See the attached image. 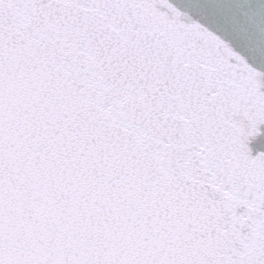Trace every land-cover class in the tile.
I'll use <instances>...</instances> for the list:
<instances>
[{
    "label": "snow or ice",
    "instance_id": "snow-or-ice-1",
    "mask_svg": "<svg viewBox=\"0 0 264 264\" xmlns=\"http://www.w3.org/2000/svg\"><path fill=\"white\" fill-rule=\"evenodd\" d=\"M0 264H264V0H0Z\"/></svg>",
    "mask_w": 264,
    "mask_h": 264
}]
</instances>
